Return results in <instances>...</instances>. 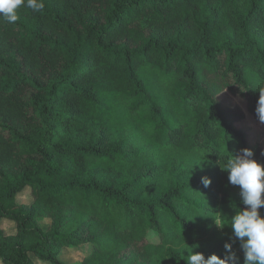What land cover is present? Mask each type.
<instances>
[{
  "label": "trees",
  "instance_id": "1",
  "mask_svg": "<svg viewBox=\"0 0 264 264\" xmlns=\"http://www.w3.org/2000/svg\"><path fill=\"white\" fill-rule=\"evenodd\" d=\"M43 2L0 20L2 264H68L75 247L80 264L223 258L221 208L244 206L220 166L252 150L238 124L259 121L264 0Z\"/></svg>",
  "mask_w": 264,
  "mask_h": 264
},
{
  "label": "clouds",
  "instance_id": "2",
  "mask_svg": "<svg viewBox=\"0 0 264 264\" xmlns=\"http://www.w3.org/2000/svg\"><path fill=\"white\" fill-rule=\"evenodd\" d=\"M21 7L40 13L45 8L43 0H0V20L7 24H15L18 19V10ZM259 99L255 113L264 124V87L258 88ZM251 149H240L237 155L230 154L221 170L228 173V183L239 187L242 209L235 211L230 219L232 235L230 242L224 244L223 258L213 254L205 258L203 253L188 252L185 257L186 264H239V257L233 250L238 241L240 251L243 253L244 264H264V165L252 157ZM204 188L210 187L212 181L207 176L200 178ZM216 225L223 228L219 224Z\"/></svg>",
  "mask_w": 264,
  "mask_h": 264
},
{
  "label": "rangeland",
  "instance_id": "3",
  "mask_svg": "<svg viewBox=\"0 0 264 264\" xmlns=\"http://www.w3.org/2000/svg\"><path fill=\"white\" fill-rule=\"evenodd\" d=\"M219 102L223 107H232L237 106L242 110H245L246 103L240 97H232L229 93H224L219 97ZM238 127L242 129L246 135L248 136L249 143L251 145L252 150H254L260 143H264V124L260 123V121L254 120L250 115H247L245 120L238 124ZM239 187L236 188L235 194L241 199L239 195ZM32 198L30 197V193L27 192L18 198L19 203L30 204ZM233 211L229 205L222 206L220 211L219 225H221L222 221L232 217ZM42 226L45 229H48L50 224L48 222H41ZM1 228L5 235H12L16 232V225L12 222L3 220L1 222ZM234 250V249H233ZM60 258L68 263V264H80L82 259V254L87 251L86 247H75L70 249H63ZM239 257V264H241L243 259V253L238 250H234ZM36 264H43L38 262L35 258H33ZM0 264H2L0 260Z\"/></svg>",
  "mask_w": 264,
  "mask_h": 264
}]
</instances>
